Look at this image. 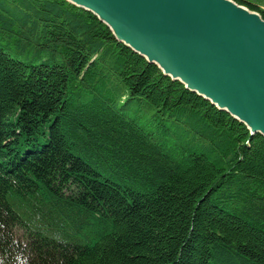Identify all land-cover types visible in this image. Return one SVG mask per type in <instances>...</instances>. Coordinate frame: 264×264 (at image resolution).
Here are the masks:
<instances>
[{"label":"trees","instance_id":"trees-1","mask_svg":"<svg viewBox=\"0 0 264 264\" xmlns=\"http://www.w3.org/2000/svg\"><path fill=\"white\" fill-rule=\"evenodd\" d=\"M0 264H264V137L94 14L0 0Z\"/></svg>","mask_w":264,"mask_h":264},{"label":"water","instance_id":"water-1","mask_svg":"<svg viewBox=\"0 0 264 264\" xmlns=\"http://www.w3.org/2000/svg\"><path fill=\"white\" fill-rule=\"evenodd\" d=\"M173 81L264 137V19L232 0H66Z\"/></svg>","mask_w":264,"mask_h":264},{"label":"rangeland","instance_id":"rangeland-1","mask_svg":"<svg viewBox=\"0 0 264 264\" xmlns=\"http://www.w3.org/2000/svg\"><path fill=\"white\" fill-rule=\"evenodd\" d=\"M249 1H251V2H259V3H264V0H249ZM263 5V4H262ZM263 8H264V6H263Z\"/></svg>","mask_w":264,"mask_h":264},{"label":"crops","instance_id":"crops-1","mask_svg":"<svg viewBox=\"0 0 264 264\" xmlns=\"http://www.w3.org/2000/svg\"><path fill=\"white\" fill-rule=\"evenodd\" d=\"M254 3H256V4H258L259 6H261L262 8H263V6H264V3H259V2H254ZM263 4V5H262ZM264 9V8H263Z\"/></svg>","mask_w":264,"mask_h":264},{"label":"bare ground","instance_id":"bare-ground-1","mask_svg":"<svg viewBox=\"0 0 264 264\" xmlns=\"http://www.w3.org/2000/svg\"><path fill=\"white\" fill-rule=\"evenodd\" d=\"M72 5V4H71ZM101 22V21H100Z\"/></svg>","mask_w":264,"mask_h":264}]
</instances>
